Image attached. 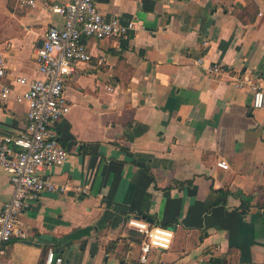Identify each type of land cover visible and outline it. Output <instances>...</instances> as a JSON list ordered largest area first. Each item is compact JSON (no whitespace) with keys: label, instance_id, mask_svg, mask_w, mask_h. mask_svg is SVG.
I'll use <instances>...</instances> for the list:
<instances>
[{"label":"crops","instance_id":"obj_1","mask_svg":"<svg viewBox=\"0 0 264 264\" xmlns=\"http://www.w3.org/2000/svg\"><path fill=\"white\" fill-rule=\"evenodd\" d=\"M28 1L0 0L3 84L42 79L35 53L64 24L54 8L68 0ZM95 2L135 31L84 39L91 60L66 82L71 111L55 124L68 158L45 173L64 191L29 204V237L5 245L0 264H44L50 249L63 264H139L131 218L175 233L147 264H264V108L251 88L264 87V0ZM213 64L225 73L210 75ZM23 90H0V141L26 131ZM12 196L0 167V213Z\"/></svg>","mask_w":264,"mask_h":264},{"label":"built area","instance_id":"obj_2","mask_svg":"<svg viewBox=\"0 0 264 264\" xmlns=\"http://www.w3.org/2000/svg\"><path fill=\"white\" fill-rule=\"evenodd\" d=\"M33 5L34 1L29 0ZM54 12L63 16V27H51L45 33L42 46L35 53L38 72L42 79L28 80L17 77L10 84L8 68L0 55V90L3 98L16 92V86L24 90L15 95L18 103L27 105L28 124L20 137H4L0 141V167L9 175L13 187L12 198L3 205L0 213V255L3 247L15 237L27 240L29 234L21 229L20 217L33 201L44 192H63L64 188L52 182L45 173L62 166L68 151L62 145L55 124L71 111L66 94V82L72 81L78 65L88 63L91 55L85 38L112 40L123 38L135 31L134 22L123 23L119 19H107L95 0H68L64 6H55ZM202 61H199L201 64ZM212 76L225 73L221 64L208 68ZM244 83H238L242 88ZM253 109L264 108V87L251 85ZM217 166L228 169L226 162ZM128 226L143 236L139 264H147L153 250H169L175 233L167 228L154 226L147 221L131 218ZM62 257L50 249L44 264H63Z\"/></svg>","mask_w":264,"mask_h":264},{"label":"water","instance_id":"obj_3","mask_svg":"<svg viewBox=\"0 0 264 264\" xmlns=\"http://www.w3.org/2000/svg\"><path fill=\"white\" fill-rule=\"evenodd\" d=\"M221 260L219 258H210L207 262H201L200 264H221Z\"/></svg>","mask_w":264,"mask_h":264}]
</instances>
